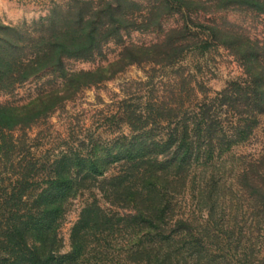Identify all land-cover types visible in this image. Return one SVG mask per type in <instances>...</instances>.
I'll use <instances>...</instances> for the list:
<instances>
[{
    "label": "trees",
    "instance_id": "16d2710c",
    "mask_svg": "<svg viewBox=\"0 0 264 264\" xmlns=\"http://www.w3.org/2000/svg\"><path fill=\"white\" fill-rule=\"evenodd\" d=\"M243 1L264 10V0ZM132 5L75 0L67 11L36 22L30 34L2 26L1 85L14 87L47 71H62L65 58L89 57L122 29L139 27ZM154 13L149 10L144 22L152 23ZM176 33L155 44L126 45L115 63L129 58L128 63L160 59L171 64L182 50ZM213 34L221 33L213 28ZM112 67L71 72L61 91L41 93L39 105L0 104V159L22 155L12 137L16 128L48 117L76 89L116 73ZM123 111L129 133L63 148L44 159L22 155L9 184L0 176V264H255L243 242L244 228L236 232L230 199L220 191L223 176L211 167L258 125L264 114L262 75L233 81L196 108ZM114 163L116 172L107 176ZM242 177L255 197L253 212L263 218L264 173L250 179L244 171ZM91 185L122 210L98 199L87 202L72 228L71 249L61 252L56 223L64 202ZM190 190L200 201V219L186 211Z\"/></svg>",
    "mask_w": 264,
    "mask_h": 264
},
{
    "label": "rangeland",
    "instance_id": "374dc122",
    "mask_svg": "<svg viewBox=\"0 0 264 264\" xmlns=\"http://www.w3.org/2000/svg\"><path fill=\"white\" fill-rule=\"evenodd\" d=\"M74 1L0 0V28L13 26L18 32L30 34L36 22L55 11H67ZM128 1L135 4L132 11L139 27L122 29L89 57L65 58L62 71H47L14 87L0 83V104L39 105L41 93L61 91L71 72L109 68L111 64V69L117 70L112 75L107 73L110 76L97 84L78 88L68 98L58 101L48 117L38 119L31 126L16 128L12 137L24 150L22 155L30 157L32 154L44 159L63 148L91 144L93 140L109 142L122 133H129L124 107L138 111H149L156 106L196 108L233 81L248 75L254 78L256 74L264 78L263 9L245 5L241 3L243 0ZM149 10L155 12L156 18L152 23H145ZM213 28L221 34L214 37ZM172 30L178 31L175 44H180L182 49L175 62L165 65L160 59H144L128 63L130 59L126 58L115 63L124 46L159 43ZM0 34H3L2 29ZM256 54H261L259 60ZM18 152L0 159L4 184H9L11 177L16 176L22 156ZM116 167L115 163L110 165L106 175L115 173ZM212 168L223 176L220 191L232 204L231 220L236 232L244 228L243 242L248 248L249 260L264 264V217L259 218L253 212L255 197L250 188L243 186L242 177L244 171L249 172L250 179L258 172L264 173V114L259 116L252 133L233 145ZM197 172L200 175V167ZM194 194L193 190L187 193L186 211H194L200 219V201L198 203ZM94 199L102 206L122 210L112 206L96 186L80 188L64 202V212L56 223L61 252L71 249L72 228L85 204ZM126 264L133 263L127 261Z\"/></svg>",
    "mask_w": 264,
    "mask_h": 264
}]
</instances>
